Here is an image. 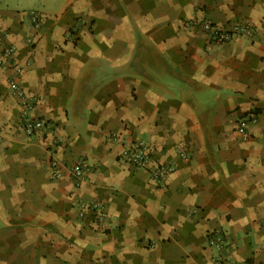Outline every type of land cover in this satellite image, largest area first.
Wrapping results in <instances>:
<instances>
[{
  "label": "crops",
  "instance_id": "obj_1",
  "mask_svg": "<svg viewBox=\"0 0 264 264\" xmlns=\"http://www.w3.org/2000/svg\"><path fill=\"white\" fill-rule=\"evenodd\" d=\"M18 1L40 5L0 3V264H264V0ZM135 140L161 184L120 158Z\"/></svg>",
  "mask_w": 264,
  "mask_h": 264
},
{
  "label": "built area",
  "instance_id": "obj_2",
  "mask_svg": "<svg viewBox=\"0 0 264 264\" xmlns=\"http://www.w3.org/2000/svg\"><path fill=\"white\" fill-rule=\"evenodd\" d=\"M32 22L37 25L39 23L40 17L36 13L31 14ZM202 28L205 32L209 34L210 40L213 43H222L227 40L232 39L233 37H238L241 35L248 36L252 33V28L245 23H235L232 24L228 28H221L211 24L209 21H204L201 23ZM14 47L10 44L0 43V68L12 66V68L18 72L19 67L12 64V56L14 54ZM12 62V63H11ZM8 87L9 90L18 95L22 96L23 91L19 84L16 81L15 77H10L8 79ZM27 104L25 103V108L27 109ZM253 118L251 116L242 117L237 121L236 130L243 137H247V129L248 122L252 121ZM44 128V122L40 118H29L26 115L22 118V130L27 135L38 134L42 132ZM110 136L113 139H116V133H111ZM120 158L130 166L140 169L146 170L148 172L149 177L156 182L157 184H161L168 173L173 170V166H151L152 165V157L151 152L149 151L148 146L141 140H135L124 146L120 152ZM51 166L54 168L53 177H58L59 173L57 171V162L56 160H51ZM68 174L75 179H78L82 176L83 168L80 162L74 163L70 165L68 168ZM87 211L95 212L97 223L102 224L107 215L101 208L100 204L96 202H88L81 204V208L78 211L79 217H84ZM223 238L220 232L216 231V233L211 234L207 237V244L210 247H213L217 250H220L223 246Z\"/></svg>",
  "mask_w": 264,
  "mask_h": 264
},
{
  "label": "rangeland",
  "instance_id": "obj_3",
  "mask_svg": "<svg viewBox=\"0 0 264 264\" xmlns=\"http://www.w3.org/2000/svg\"><path fill=\"white\" fill-rule=\"evenodd\" d=\"M1 4H9V5H20V7H22L23 9H25L26 12L31 11L33 8V5H40L37 2H34L35 4H33V2H23V1H18V0H0Z\"/></svg>",
  "mask_w": 264,
  "mask_h": 264
}]
</instances>
